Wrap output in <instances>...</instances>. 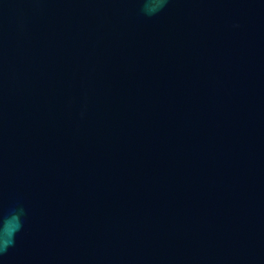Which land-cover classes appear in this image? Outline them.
I'll return each instance as SVG.
<instances>
[{
	"label": "water",
	"instance_id": "water-1",
	"mask_svg": "<svg viewBox=\"0 0 264 264\" xmlns=\"http://www.w3.org/2000/svg\"><path fill=\"white\" fill-rule=\"evenodd\" d=\"M0 264H264V0H0Z\"/></svg>",
	"mask_w": 264,
	"mask_h": 264
},
{
	"label": "clouds",
	"instance_id": "clouds-1",
	"mask_svg": "<svg viewBox=\"0 0 264 264\" xmlns=\"http://www.w3.org/2000/svg\"><path fill=\"white\" fill-rule=\"evenodd\" d=\"M17 219V218H16ZM18 224L16 225V227L18 228ZM9 235H11V234H9ZM7 243H9V241H5V244H7Z\"/></svg>",
	"mask_w": 264,
	"mask_h": 264
}]
</instances>
